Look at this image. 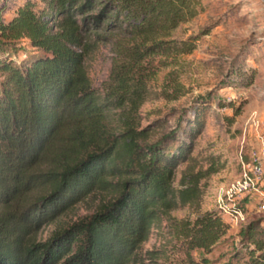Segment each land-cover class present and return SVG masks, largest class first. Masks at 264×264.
<instances>
[{
  "label": "trees",
  "instance_id": "obj_1",
  "mask_svg": "<svg viewBox=\"0 0 264 264\" xmlns=\"http://www.w3.org/2000/svg\"><path fill=\"white\" fill-rule=\"evenodd\" d=\"M45 1L44 12L35 13L26 0L0 21V264H142L136 249L150 223L195 195L193 181L181 178L183 186L175 189L172 179L202 120L200 107L185 137L171 129L155 141L145 139V129L137 128L145 82L141 58L155 51H189L191 37L157 35L193 16L200 0H104L94 18L113 8L111 22L126 25L129 45L111 67L102 94L83 68L74 18L92 0ZM47 13L61 14L57 30L47 26ZM22 36L40 53L14 56L3 40ZM110 109H117V131L106 119ZM172 139L177 142L169 148ZM33 189L40 192L28 198ZM93 189L115 195L47 238L33 239L44 220ZM169 220L180 250L175 264H206L191 250H209L228 227L214 209ZM240 241L247 253L243 264H264L263 226L248 221Z\"/></svg>",
  "mask_w": 264,
  "mask_h": 264
},
{
  "label": "rangeland",
  "instance_id": "obj_2",
  "mask_svg": "<svg viewBox=\"0 0 264 264\" xmlns=\"http://www.w3.org/2000/svg\"><path fill=\"white\" fill-rule=\"evenodd\" d=\"M24 1L0 0V21L10 19ZM29 1L35 13L46 11L45 0ZM80 1L83 0L76 4ZM104 3L92 0L83 14L74 15L83 46L82 65L90 85L100 94L111 67L129 45L126 25L111 22L113 8L94 18ZM200 6L193 16L157 35L164 39L191 37L193 46L189 51H155L141 58L145 82L137 128L145 129V139L155 141L171 129L177 136L185 137L188 123L193 131V113L200 107L202 120L198 131L191 133L188 158L176 164L172 179L175 189L183 186L181 178L193 181L195 195L150 223L146 238L136 249L142 264H175L180 250L169 219H191L203 210H218L215 197L238 176L240 159L246 160L249 150L259 146V134L264 141V1L200 0ZM82 17H86L85 24ZM60 18V13L43 17L51 31L58 29ZM3 42L17 58L25 53H40L25 36ZM248 77L250 81L245 83ZM116 110L110 109L106 117L110 129L115 131ZM252 115L258 118L257 126L251 121ZM176 142L172 139L167 145L173 148ZM38 192L33 189L27 197ZM114 195L110 190H91L53 218L44 220L32 232L33 239L47 238ZM253 203L250 199L244 221L229 224L209 250L193 248L192 256L205 257L206 264H243L247 253L240 241L241 230L248 221H257L264 227V212L254 209ZM222 218L225 220L226 215Z\"/></svg>",
  "mask_w": 264,
  "mask_h": 264
},
{
  "label": "built area",
  "instance_id": "obj_3",
  "mask_svg": "<svg viewBox=\"0 0 264 264\" xmlns=\"http://www.w3.org/2000/svg\"><path fill=\"white\" fill-rule=\"evenodd\" d=\"M257 126L258 118L250 116ZM259 146L251 148L246 160L240 159L241 170L215 197L218 212L226 215L227 224H237L245 220V212L250 199L253 207L264 212V141L259 134Z\"/></svg>",
  "mask_w": 264,
  "mask_h": 264
},
{
  "label": "water",
  "instance_id": "obj_4",
  "mask_svg": "<svg viewBox=\"0 0 264 264\" xmlns=\"http://www.w3.org/2000/svg\"><path fill=\"white\" fill-rule=\"evenodd\" d=\"M264 1V0H263Z\"/></svg>",
  "mask_w": 264,
  "mask_h": 264
}]
</instances>
